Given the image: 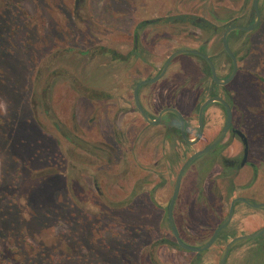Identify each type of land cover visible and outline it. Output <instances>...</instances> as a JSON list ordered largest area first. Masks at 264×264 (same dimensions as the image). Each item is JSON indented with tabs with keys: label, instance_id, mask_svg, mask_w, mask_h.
Masks as SVG:
<instances>
[{
	"label": "flooded vegetation",
	"instance_id": "obj_1",
	"mask_svg": "<svg viewBox=\"0 0 264 264\" xmlns=\"http://www.w3.org/2000/svg\"><path fill=\"white\" fill-rule=\"evenodd\" d=\"M119 1L134 2L136 20L119 27L92 24L90 46L76 50L79 60L87 58L94 63L91 76L52 71L45 81L46 85L52 78L68 82L67 91L78 97L76 101L86 100L90 106L85 121L79 118L77 103L69 121L55 114V120H50L69 146L56 162L57 176L70 194L65 206H92L86 194L93 193L109 211L122 212V252H143L140 257L147 255L151 264H161L154 255L161 247L191 253L195 255L191 263L200 264L204 257L213 256L209 250L222 242L219 264L231 240L264 228L262 216L255 228L236 234L233 220L238 208L259 212L264 208L234 203L228 225L199 253L176 243L168 211L173 201L174 226L188 245L179 223L189 219L191 207L227 206L211 235L198 244L202 247L226 220L235 199L263 203L251 199L264 195V190L255 191V196L252 191L264 174V92L254 91V80L264 85V73L256 72L264 63V0H257L258 16L253 0ZM84 3L76 0L75 6ZM115 13L111 12L113 17ZM91 18L95 22L94 14ZM254 24L251 30L232 29ZM97 33L106 38L112 33L119 36L100 40ZM73 49L63 48L60 53H72ZM179 51L194 53L177 55L167 64ZM256 58L259 66L255 69ZM49 85L36 103L51 119ZM199 152L204 153L183 170ZM79 193L82 197L75 196ZM143 230L148 235H143ZM263 235L233 244L224 264H243V260L245 264H264ZM144 237L150 241L145 245L131 242ZM239 247L246 252L235 255Z\"/></svg>",
	"mask_w": 264,
	"mask_h": 264
},
{
	"label": "rangeland",
	"instance_id": "obj_2",
	"mask_svg": "<svg viewBox=\"0 0 264 264\" xmlns=\"http://www.w3.org/2000/svg\"><path fill=\"white\" fill-rule=\"evenodd\" d=\"M75 1L0 0V264H151L147 255L140 257L143 252H122V212L109 211L93 193L86 194L92 206H65L70 194L57 176L56 162L69 146L59 138L50 120H55V114L69 121L71 110L78 104L79 118L85 121L90 106L86 100L76 101L78 97L67 91L69 83L59 78L48 83L51 119L36 102L43 98L42 90L48 86L45 81L52 71L91 76L94 63L87 58L79 60L76 54V50H87L93 40L90 25L119 27L136 20L133 1L84 0L79 8ZM97 36L110 40L118 39L119 34ZM71 47L72 53H60ZM256 72L264 73V63ZM254 82L255 94L264 92V85ZM263 190L264 174L252 191L255 196ZM195 194L192 190V197ZM208 195L216 202L213 194ZM251 201L264 203V195ZM219 207H191L189 219L179 223L188 245L198 247L211 235L227 211V206ZM237 212L233 220L236 234L255 228L264 216V210L239 207ZM143 235L148 234L143 230ZM139 240L131 242L138 246L150 242L145 237ZM222 246L220 242L209 250L213 256L204 257L200 264H216ZM234 252H246V248ZM154 255L161 264H192L195 258L191 253L163 247Z\"/></svg>",
	"mask_w": 264,
	"mask_h": 264
},
{
	"label": "water",
	"instance_id": "obj_3",
	"mask_svg": "<svg viewBox=\"0 0 264 264\" xmlns=\"http://www.w3.org/2000/svg\"><path fill=\"white\" fill-rule=\"evenodd\" d=\"M253 4H254V9H255V11H256V14H257V16H258V11H257V0H253ZM256 23H257V22H256ZM256 25H257V24H254L252 27H249V28L234 27V28H232V29H236V28H237V29H248V30H251V29H253ZM226 33H228V32H226ZM225 36H226V34L224 35V41L226 40ZM225 48H227V46H225ZM227 50H228V49H227ZM228 52H229V51H228ZM185 53H194V52H192V51H179V52H176V53H175L173 56H171V58L167 61V64L169 63V61H170L173 57H175V56H177V55H180V54H185ZM167 64H166V65H167ZM211 67H212V66H211ZM212 70H213V67H212ZM235 70H236V68H234L233 73L235 72ZM213 74H214V71H213ZM231 77H232V76H231ZM214 78H215V81H216V82L220 83V81H219L218 79H216L215 74H214ZM229 80H230V79H229ZM229 80H227V81H225V82H223V83H227ZM221 84H222V82H221ZM216 100H218V99H216ZM209 103H210V101H208L206 104H209ZM202 153H204V152H199V153L194 154V155H193V156L187 161V163L185 164L183 170L188 166V164H189L194 158H196L198 155H200V154H202ZM183 170H182V172H183ZM182 172H181V174H182ZM178 184H179V183H178ZM177 189H178V188H176L175 196H176V194H177ZM175 196H174V197H175ZM239 201L244 202L245 204H247L248 206H250V207H252V208H256V209H263V208H264V203H262V204H253V203L248 202V201H246V200H244V199H242V198H237V199H235V200L231 203V205H230L229 214H228L226 220H225L220 226L217 227V229L214 231V233H213L212 237L210 238V240H209L205 245H203L202 247H198V248L188 246V245L184 244V243L180 240L179 235H178V233H177V230H176V228H175V226H174V223H173V220H172V204H173V201H172V203H171V205H170V207H169L168 216H169V226H170V228H171V231H172V233H173V236H174V238H175L176 243H177L181 248H183V249H185V250H187V251L196 252V253H199V252H202V251L208 249V248H209V247L215 242V240H216L218 234L220 233V231H221L223 228H225V227L228 225V223L230 222L231 217H232V213H233V205H234V203L239 202ZM263 233H264V228H262L261 230H259L258 232L254 233V234H252V235H244V236L236 237V238H234L233 240H231V241L225 246V248H224V250H223V252H222V255H221V258H220L219 264H224L225 259H226V256H227V254H228V251H229V249L231 248V246H232L233 244H235L236 242L241 241V240L253 239V238L258 237L259 235H261V234H263Z\"/></svg>",
	"mask_w": 264,
	"mask_h": 264
}]
</instances>
